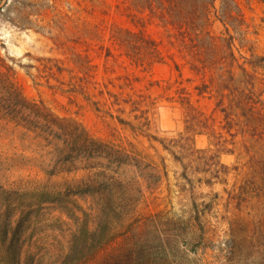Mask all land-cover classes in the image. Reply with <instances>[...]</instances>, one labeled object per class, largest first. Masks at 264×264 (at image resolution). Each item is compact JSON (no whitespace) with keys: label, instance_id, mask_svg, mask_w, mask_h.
Masks as SVG:
<instances>
[{"label":"rangeland","instance_id":"1","mask_svg":"<svg viewBox=\"0 0 264 264\" xmlns=\"http://www.w3.org/2000/svg\"><path fill=\"white\" fill-rule=\"evenodd\" d=\"M136 4L143 1L0 0V185H45L71 178L48 176L52 164L23 127L22 120L30 116L28 104L35 102L58 117L76 120L95 138L123 146L131 143L154 163L144 164L148 167L141 173L146 179L140 181L137 213L144 225L115 240L113 247L176 242L197 248L190 257L192 264H264V196L251 192L264 182V167L247 164V152L264 156V123L254 122L258 137L241 134L243 120L237 116L233 138L221 130L215 98L196 95L194 87L202 79L180 57L179 37L171 27L147 21L141 25L143 35L120 38L124 48L111 40L113 27L139 30L117 8ZM236 7L241 17L236 16ZM228 11L233 18L225 15ZM223 24L233 38L235 56H264V0H215L210 32L227 37ZM147 40L157 43L161 59L150 56ZM136 57L142 60L140 65ZM253 76L264 115V75L257 71ZM235 78L242 88L240 72L235 71ZM178 93L189 94L194 106L210 115L213 129L233 142L227 145L233 153L220 156L228 167L225 184H205L203 164L186 158L181 163L144 136L166 144L184 131ZM92 102H99L97 109ZM210 144L207 135L194 138L197 149L214 150ZM78 203L87 207L83 200ZM22 204L29 218L22 259L29 264L57 263V256L67 250L74 223L43 199L25 198Z\"/></svg>","mask_w":264,"mask_h":264},{"label":"trees","instance_id":"2","mask_svg":"<svg viewBox=\"0 0 264 264\" xmlns=\"http://www.w3.org/2000/svg\"><path fill=\"white\" fill-rule=\"evenodd\" d=\"M142 1L143 4L139 5L117 7L121 15L139 25V30L132 32L113 27L109 32L110 39L120 41L124 34L141 36L144 34L141 25L152 20L171 27L179 37L180 57L189 65L190 71L202 79L194 87L196 95L209 94L215 98V109L222 114L221 130L233 138L235 135L230 133L238 125L234 121L237 116L243 120L241 134L258 137L254 122L264 123V115L259 95L254 92L253 74L260 71L264 75V56H235L233 38L227 34L225 24L227 37L214 36L210 32L215 0ZM236 9V16L241 17L239 8ZM232 14L228 11L225 15L233 18ZM147 41L151 47L150 56L161 59L157 43ZM123 42L122 48L125 47ZM134 59L138 65L142 62L138 57ZM235 71L240 72L242 88L236 85ZM106 95L117 100L108 91ZM17 97L25 103L20 94ZM176 101L183 111L184 131L166 144L163 139L144 136L158 142L181 163L186 158L191 164H203L208 175L205 184H225L228 167L220 161V156L233 153L227 148L233 142H228L222 133L213 129L210 115L194 106L189 94L178 93ZM91 104L97 109L99 102ZM28 105L30 116L24 122L22 120L23 127L32 135L36 147L44 152L47 164H52L48 176L65 174L71 178L61 183L48 181L45 185H0V205L3 207L0 212V264H29L28 259H22L26 224L29 223L28 212L22 206L25 198L43 199L76 227L66 252L57 256V263L51 264H192L190 257L197 248H187L176 242L112 246L118 238L131 231L137 232L144 225L143 218L137 213L142 187L140 181L145 178L142 170L148 167L144 164H154L152 161L137 152L131 143L123 146L95 138L74 119L58 117L35 102ZM116 120L139 130L120 118ZM198 135H207L214 150L197 149L194 138ZM247 153V164H262L264 167V156L258 158ZM251 192L264 196V182L253 186ZM78 200L87 202V207H82ZM229 253L234 252L230 249Z\"/></svg>","mask_w":264,"mask_h":264}]
</instances>
